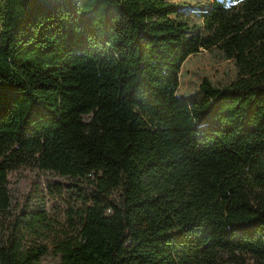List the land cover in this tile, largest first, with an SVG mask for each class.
I'll list each match as a JSON object with an SVG mask.
<instances>
[{
	"label": "trees",
	"instance_id": "16d2710c",
	"mask_svg": "<svg viewBox=\"0 0 264 264\" xmlns=\"http://www.w3.org/2000/svg\"><path fill=\"white\" fill-rule=\"evenodd\" d=\"M173 7L0 0V264H264V0L213 7L204 37ZM221 43L239 80L184 102L187 58ZM31 165L67 178V225L11 212Z\"/></svg>",
	"mask_w": 264,
	"mask_h": 264
},
{
	"label": "rangeland",
	"instance_id": "374dc122",
	"mask_svg": "<svg viewBox=\"0 0 264 264\" xmlns=\"http://www.w3.org/2000/svg\"><path fill=\"white\" fill-rule=\"evenodd\" d=\"M242 1L170 0L174 6L170 17L179 25L184 38L204 37L211 32L206 28L205 16L213 7L229 12L239 7ZM204 78L216 88L232 85L239 80V67L223 43L208 49L201 48L199 52L187 58L181 75L182 88L177 92V95L183 96L184 88L187 87L192 92L193 98L182 101L190 104L202 100L204 95L200 92L199 85ZM7 178V188L11 196V212L14 215H18L21 209H44L46 215L54 219L58 227L61 224H68L66 213L68 203L72 202L71 198H75L73 203L75 202L76 205L78 200H76V195L57 185L60 182H67V178L41 170L33 165L14 169L9 172ZM49 261L50 257L47 256L44 262L48 263ZM245 261L246 263L251 262L247 257H245ZM215 264L241 263L228 252L220 251Z\"/></svg>",
	"mask_w": 264,
	"mask_h": 264
}]
</instances>
